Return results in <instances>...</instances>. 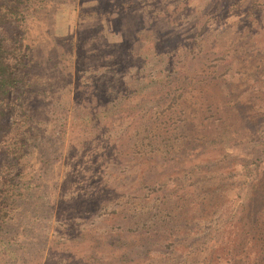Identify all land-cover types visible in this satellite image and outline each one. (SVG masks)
<instances>
[{
  "label": "rangeland",
  "instance_id": "obj_1",
  "mask_svg": "<svg viewBox=\"0 0 264 264\" xmlns=\"http://www.w3.org/2000/svg\"><path fill=\"white\" fill-rule=\"evenodd\" d=\"M23 33L37 135L0 264H248L238 224H264V0H30ZM122 41L141 69H113ZM122 74L119 98L139 103L93 119ZM143 230L158 237L139 249Z\"/></svg>",
  "mask_w": 264,
  "mask_h": 264
},
{
  "label": "trees",
  "instance_id": "obj_2",
  "mask_svg": "<svg viewBox=\"0 0 264 264\" xmlns=\"http://www.w3.org/2000/svg\"><path fill=\"white\" fill-rule=\"evenodd\" d=\"M29 2L30 0H0V232L4 229L8 219L13 216V211L16 208V197L19 193L16 190L18 186L17 178L22 169L21 165L24 163L23 157L28 153L27 137L29 133L32 138L37 135L36 131L34 133V130H31L29 124L31 112L28 97L29 89H31L29 79L30 63L23 43V23L28 12ZM109 49L110 52H114L115 49V55L113 54L115 64L112 65L114 70L121 65H125L121 68L126 71L125 69L131 68L132 64L136 66V70L141 69L142 62L138 60V57H140L142 49L137 51L135 56H132V52L125 51L128 49L123 46V41L114 44V48ZM123 71L116 70L117 73ZM136 72L141 73L140 71ZM124 76L125 74H122L120 78H117L116 86L108 83V88H112L116 93L105 99L99 108L100 112L96 110L97 108L94 110L92 113L93 119L97 117V120L102 119L100 115L105 116L110 121L112 119L119 120L122 116L124 119L126 109L131 110L133 105L139 103V100L132 103L131 99L119 98V94L126 92L120 88L121 86H132L129 77L125 76V78ZM252 198L253 194L250 195L247 204L250 200L252 201ZM262 198L264 199V194ZM256 217H260L259 212ZM241 219V216H239V220ZM255 219L251 217V222L248 225H245L244 222L243 225L238 224V228L245 229V226L247 227V238L250 243L248 245L250 251L248 252L251 256V258H247L248 264H264V238L259 237L260 232L264 229V224L259 219V221L254 222ZM137 236L130 243L140 245V249L143 243L149 241V239L151 241V237H158V232L154 231L152 233V231H149L145 233L143 230ZM101 239L106 249L111 247L110 243L112 241H107L106 236L99 235V241ZM127 251H129V248ZM142 258L131 256L124 259L121 254L120 256L116 254L110 260H119L122 264H151L157 261L155 258L153 261L151 258H148V260ZM234 259H231L229 264H234ZM204 264H219V262H215L214 258H208L204 261Z\"/></svg>",
  "mask_w": 264,
  "mask_h": 264
}]
</instances>
